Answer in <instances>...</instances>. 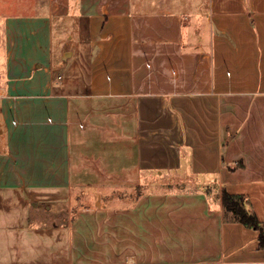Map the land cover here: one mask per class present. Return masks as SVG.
<instances>
[{"label":"crops","instance_id":"obj_1","mask_svg":"<svg viewBox=\"0 0 264 264\" xmlns=\"http://www.w3.org/2000/svg\"><path fill=\"white\" fill-rule=\"evenodd\" d=\"M0 4L13 10L0 20V190L76 188L86 202L64 245L45 239L40 208H0V264H264L260 231L225 220L207 190L245 194L264 226V0H78L89 38L76 55L55 48L67 0ZM74 63L86 91L57 72Z\"/></svg>","mask_w":264,"mask_h":264},{"label":"rangeland","instance_id":"obj_2","mask_svg":"<svg viewBox=\"0 0 264 264\" xmlns=\"http://www.w3.org/2000/svg\"><path fill=\"white\" fill-rule=\"evenodd\" d=\"M62 2V0H59ZM78 0H67L68 11L65 15H61V17H55V48L61 52L62 41L65 43V50L74 51L75 55L78 54H86L88 50V38H89V21L88 18L82 16L81 13L78 12V9L75 8V3ZM4 5L0 4V20L7 15L12 13L13 11L10 8L2 7ZM59 12H64V9H58ZM78 12V13H77ZM62 14V13H61ZM75 16V17H73ZM2 26L0 25V32ZM95 51V50H94ZM93 51V52H94ZM2 57L0 58V62H2ZM76 63V62H75ZM74 63V64H75ZM79 63V62H77ZM65 65H60L57 72H60L64 75L63 81L70 82V91L82 92L86 91L89 88V73L87 70L81 71V68L87 69L83 64L81 68L75 64V66L71 67L69 71L66 72ZM0 70H2V65H0ZM57 75V74H56ZM6 73L0 72V80H5ZM61 80V79H59ZM62 81V80H61ZM158 156V159L163 157V151L160 149L155 152ZM172 180V179H171ZM170 179L168 181H171ZM163 181V179H161ZM159 180V182H161ZM166 181V180H165ZM173 181V180H172ZM158 182L150 184L148 186L151 191H159L165 186V184ZM155 185V186H154ZM145 186H137L131 187L129 189L120 190L123 194L129 195L130 197L136 196L138 193L143 191ZM169 187V186H168ZM171 191L174 192H189L194 191V185H182V184H173L170 186ZM213 188V189H212ZM154 189V190H153ZM214 190L215 193H218V197L221 195V191L223 189L217 185L208 186L207 190ZM83 189H73L72 191H60V192H41L34 190H0V208L1 209H11L12 207L17 209H34L36 207L42 210V214L40 219H42L45 239L48 240H57L60 238V243L62 245L65 244V236L60 232L65 225H67L71 219L72 208H78L80 205H83L85 202V197L83 194ZM75 197L74 201H67V199H71ZM65 214V215H63ZM20 218L18 217L17 220ZM51 232V233H48ZM42 251V250H41ZM43 260H53L51 255H43Z\"/></svg>","mask_w":264,"mask_h":264},{"label":"trees","instance_id":"obj_3","mask_svg":"<svg viewBox=\"0 0 264 264\" xmlns=\"http://www.w3.org/2000/svg\"><path fill=\"white\" fill-rule=\"evenodd\" d=\"M221 200L224 206V219L239 221L246 226L260 231L259 244L264 247V226L256 212L250 209L248 198L245 194L232 193L227 188L221 191Z\"/></svg>","mask_w":264,"mask_h":264}]
</instances>
